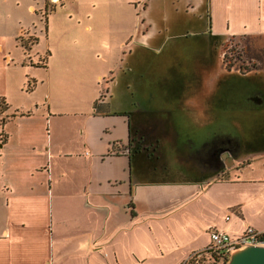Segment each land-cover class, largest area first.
Instances as JSON below:
<instances>
[{"label": "crops", "instance_id": "obj_1", "mask_svg": "<svg viewBox=\"0 0 264 264\" xmlns=\"http://www.w3.org/2000/svg\"><path fill=\"white\" fill-rule=\"evenodd\" d=\"M147 1H176V15L192 17L166 15L162 31L150 34L157 22L151 6L144 8L122 43L136 48L125 57L127 85L140 78L131 63L145 50L158 52V38H184L187 32L171 34L183 23L200 24L193 35L245 38L264 50V0ZM91 22L87 17L83 30L93 38ZM11 61L0 44L6 103L18 87ZM51 64L49 74L66 63ZM113 93L93 95L92 106L77 111L57 110L49 98L34 112L12 113L8 105L0 119V264H181L210 245L212 231L237 238L250 226L264 233V148L232 158L219 173L153 178L161 170L155 146H131L139 121L116 108Z\"/></svg>", "mask_w": 264, "mask_h": 264}, {"label": "rangeland", "instance_id": "obj_2", "mask_svg": "<svg viewBox=\"0 0 264 264\" xmlns=\"http://www.w3.org/2000/svg\"><path fill=\"white\" fill-rule=\"evenodd\" d=\"M175 4L147 0H63L54 4L50 0L1 1L0 44L12 56L9 73L18 82L16 93L7 101L10 112H34L35 106L40 107L48 98L57 110L87 109L92 106L93 95L98 94L102 100L112 91L119 106L121 99L128 98L122 76L125 57L136 49L131 43L126 47L122 43H127L138 18L147 15L146 6H151L148 16L157 22L150 34L162 31L166 15L171 21L179 16L192 17L185 11L176 15ZM30 5L36 11L28 9ZM87 17L95 29L93 38L83 30ZM197 25L187 22L172 29L173 35L187 32L184 38L157 37L159 54L144 51L140 90L145 99L155 96L160 102L158 114H149L143 120L146 127L157 124V133L166 138L157 162L161 170L153 175L156 179L180 177L185 167L181 161H190L189 150H199L197 147L208 143L214 134L239 136L241 145L234 153L238 158L264 148V50L249 39L210 36L208 59L194 58L197 47L193 31ZM79 47L83 48L81 53ZM90 47L100 51L95 54ZM61 58L65 67L56 65L55 70L52 64ZM95 73L103 77L99 82L93 79ZM218 78L224 81L216 84ZM230 81L232 87L227 89ZM233 81L242 84L233 85ZM148 99L142 103L144 111L154 109ZM237 103L240 107L234 118ZM1 111L0 119L7 115L2 106ZM231 157L223 162L225 171L234 165Z\"/></svg>", "mask_w": 264, "mask_h": 264}, {"label": "flooded vegetation", "instance_id": "obj_3", "mask_svg": "<svg viewBox=\"0 0 264 264\" xmlns=\"http://www.w3.org/2000/svg\"><path fill=\"white\" fill-rule=\"evenodd\" d=\"M63 1V0H62ZM216 38V37H214ZM205 45V46H204ZM195 46L197 47L194 50V58H196V56H199L200 59L205 58V56L209 57V48H210V36L207 35H201V36H196V41H195ZM160 52V48L159 51L156 52L155 54H159ZM143 54L139 55V60L138 61H133L131 63V66L135 69H137V72L139 73V80L137 84H133V85H127L126 83H124V85H127V90H128V98L125 99H121V103L119 104V106H116V98H115V93H113V98H114V105L116 107H118L117 109L119 110H123L126 113L130 114L131 116H133L134 120L136 119H142V120H138L139 124H140V132L136 133L132 138H131V146H139L141 149L144 150H148L150 149L152 146H155V153H153V156L155 157V161L156 163L159 162V159L161 158L160 156L162 149H164L163 144L165 141V135H160L159 133H157L159 126L156 124L153 127H146V123H145V117L149 114H152L155 116L158 114V105L160 100L157 99L155 96H150L149 99L146 98L145 99V94L142 93V90H140V86L142 85V80L144 77V73L142 72L143 67H144V61H143ZM224 81V79H222ZM221 81L219 78L216 81V84ZM231 81L227 84V89L232 87ZM239 85L242 83H239L238 81H233V85ZM190 84H188L189 86ZM226 90V88L224 89V91ZM248 90L245 89V92H247ZM131 93V94H130ZM131 95V98H129V96ZM148 101L150 103H153L154 105L152 107H154L153 110L150 111H144L143 110V105L142 103L144 101ZM183 99V98H182ZM159 100V101H158ZM181 101V99H179ZM141 103V104H140ZM240 107V105H238V103L235 105V110H233L234 115L233 117H236V114H238V108ZM144 119V120H143ZM155 132V133H154ZM241 145V141L239 136L236 137V135H217L214 134L212 136H210V138L208 139V143H202L200 144L195 150L192 151V148L189 153V159L187 158L186 161H181L184 162V170L180 171L181 176L183 175H191L192 173H196L198 175H210V174H215V173H219L224 171L223 169V164L225 163V159L227 156H233L234 158H236V154H234L236 152L237 149H239ZM201 150V151H200ZM201 156V157H200ZM232 158V157H231ZM181 160V159H180ZM224 162V163H223ZM187 163V164H185ZM158 165V163H157ZM161 167V166H160Z\"/></svg>", "mask_w": 264, "mask_h": 264}, {"label": "built area", "instance_id": "obj_4", "mask_svg": "<svg viewBox=\"0 0 264 264\" xmlns=\"http://www.w3.org/2000/svg\"><path fill=\"white\" fill-rule=\"evenodd\" d=\"M62 0H50L52 4L60 3ZM210 245L193 253L181 264H227L230 255L239 248L253 246L264 248V233L256 231L248 226L244 234L237 238H231L222 231L210 233Z\"/></svg>", "mask_w": 264, "mask_h": 264}, {"label": "water", "instance_id": "obj_5", "mask_svg": "<svg viewBox=\"0 0 264 264\" xmlns=\"http://www.w3.org/2000/svg\"><path fill=\"white\" fill-rule=\"evenodd\" d=\"M227 264H264L263 247H243L233 252Z\"/></svg>", "mask_w": 264, "mask_h": 264}, {"label": "trees", "instance_id": "obj_6", "mask_svg": "<svg viewBox=\"0 0 264 264\" xmlns=\"http://www.w3.org/2000/svg\"><path fill=\"white\" fill-rule=\"evenodd\" d=\"M24 48L28 49L27 47H24ZM0 106L3 107L4 112H6L8 110V108H9L8 104L4 100H0ZM2 113L3 112L1 111L0 114H2Z\"/></svg>", "mask_w": 264, "mask_h": 264}]
</instances>
